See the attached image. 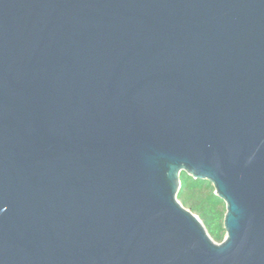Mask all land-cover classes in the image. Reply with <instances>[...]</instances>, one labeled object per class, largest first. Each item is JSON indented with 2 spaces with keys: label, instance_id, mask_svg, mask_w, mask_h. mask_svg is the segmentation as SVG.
Returning a JSON list of instances; mask_svg holds the SVG:
<instances>
[{
  "label": "water",
  "instance_id": "95a60500",
  "mask_svg": "<svg viewBox=\"0 0 264 264\" xmlns=\"http://www.w3.org/2000/svg\"><path fill=\"white\" fill-rule=\"evenodd\" d=\"M0 264H264V0H0Z\"/></svg>",
  "mask_w": 264,
  "mask_h": 264
},
{
  "label": "trees",
  "instance_id": "16d2710c",
  "mask_svg": "<svg viewBox=\"0 0 264 264\" xmlns=\"http://www.w3.org/2000/svg\"><path fill=\"white\" fill-rule=\"evenodd\" d=\"M179 179L177 199L200 218L215 242H222L225 236L224 201L215 194L213 185L207 180L194 179L184 171L180 173Z\"/></svg>",
  "mask_w": 264,
  "mask_h": 264
}]
</instances>
